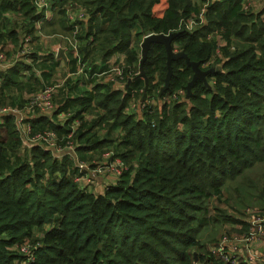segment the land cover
I'll return each mask as SVG.
<instances>
[{"label": "trees", "instance_id": "trees-1", "mask_svg": "<svg viewBox=\"0 0 264 264\" xmlns=\"http://www.w3.org/2000/svg\"><path fill=\"white\" fill-rule=\"evenodd\" d=\"M243 1H210L206 23L188 30L180 24L199 12L193 0H49L50 19L33 0H0V44L14 46L9 55L21 33L34 35L41 24L40 35L79 41L88 72L76 74L74 57L65 65L57 53L36 50L29 56L33 65L19 61L0 69V103L22 106L27 96L58 83V112L70 108L83 120L74 137L79 158L90 161L89 154L108 146L128 165L104 191L84 189L73 182L67 159L39 145L22 154L14 118L6 116L0 127V264H255L245 238L252 221L264 216V8L245 10ZM80 9L87 21H72L70 12ZM171 32H179L174 49L204 71L220 70L207 75L208 85L196 81L187 98L193 70L175 60L170 87L160 95L167 52L152 44L142 102L143 78L126 88L140 73L141 43ZM114 56L123 57L117 88L93 75L107 71ZM132 101L142 103V118L128 112ZM32 125L34 132L51 128L66 135L56 114ZM225 225L244 234L238 238L245 249L228 252ZM27 240L37 248L25 256L16 246Z\"/></svg>", "mask_w": 264, "mask_h": 264}, {"label": "built area", "instance_id": "built-area-1", "mask_svg": "<svg viewBox=\"0 0 264 264\" xmlns=\"http://www.w3.org/2000/svg\"><path fill=\"white\" fill-rule=\"evenodd\" d=\"M195 3L200 5L199 12L194 14L192 17L183 21L180 24V28L184 27L188 30H193L199 26H203L206 23V13L208 10V5L212 0H193ZM35 6L39 9H47L45 12L46 17L49 19L51 17L52 11L49 9V0H33ZM242 6L245 10L252 8V0H244ZM72 21L79 19L81 21H87L86 11L80 9L77 14L70 12L69 15ZM41 24L37 26L34 35L21 33L20 34V44L15 47V50L9 55L7 50L4 48L3 44H0V69L7 70L8 68L16 65L19 61H23L33 65L32 59L29 57L32 52H35L33 46L40 41L42 38L39 29ZM78 32V29L74 31V34ZM212 35L208 38L210 39ZM68 42V51L71 57L77 59L80 66L78 72L88 76V72H85V65L82 63V55L80 52V43L77 39H71L69 37L63 36ZM59 49L56 50L55 54L58 53ZM218 53L220 51L218 50ZM57 57V55H56ZM207 65V64H206ZM33 71L38 75L40 70L33 67ZM76 74H69V76L74 77ZM98 78L99 81L104 80L110 83L114 88L122 86L123 75L122 68H118L115 72L99 71L93 74ZM58 83L53 86H44L39 92L31 94L27 97L24 105L12 107L10 105H2L0 103V127L5 123L6 116H12L14 118L16 128L19 133V137L22 141L23 148L21 150L24 154L27 149L33 146H41L42 148L52 151L53 156L59 160H65L70 163L68 169L73 172V182L80 187L90 190L93 185L95 178L103 174H114L120 177L126 170H128L127 163L121 158L116 156L114 150L106 151L103 153L105 161H84L79 158L77 151V144L75 142V134L79 127L82 125V118L76 116L74 110L68 108L65 112H58L57 105L54 103V93L59 88ZM142 103L136 104L131 102L130 109H134L137 106L141 108ZM127 109L128 112H131ZM56 114L57 121L64 128L66 134L62 138L58 135V131L51 128L39 129L33 131L32 120L40 117H53ZM67 157V158H66ZM253 222V228L249 236L245 240L249 243L257 240L260 236L264 235V216L256 218ZM37 248V245H33L29 240L23 242L21 245L16 246V249L20 254L27 256L32 253ZM33 258V257H32ZM227 259V258H226ZM21 264H26L25 262Z\"/></svg>", "mask_w": 264, "mask_h": 264}, {"label": "rangeland", "instance_id": "rangeland-1", "mask_svg": "<svg viewBox=\"0 0 264 264\" xmlns=\"http://www.w3.org/2000/svg\"><path fill=\"white\" fill-rule=\"evenodd\" d=\"M252 2H253V6H252V9H254V11L255 12H260V11H262L263 10V4H264V0H252ZM262 19L264 20V17H262ZM42 35V38H41V40L40 41H38L34 46H33V48H34V50L36 51V50H38V51H41V52H44V53H55L56 51H55V48L57 47V46H59L60 45V43L57 41V40H55L54 38H49V36L48 35H46V34H41ZM43 39V40H42ZM4 48L7 50V52H8V50L9 49H11V48H14V46H11V45H6V46H4ZM173 48H174V43H173ZM176 51H179V50H177V49H175ZM14 51V50H13ZM12 51V52H13ZM12 52H10V54L12 53ZM59 53V52H58ZM57 53V54H58ZM114 60H115V64H120L121 62H119V60H122V57L121 58H117V59H115V57H114ZM63 73V71L61 72V74ZM60 81H62V77H61V79L59 80V82ZM58 90V89H57ZM57 90H56V92H57ZM40 90H38V91H35L34 93H36V92H39ZM56 92L54 93V95H56ZM33 93V94H34ZM136 112L137 111V108H134V109H132L131 110V112ZM139 112H142L141 110L139 111ZM88 115V114H87ZM95 114L94 113H91V114H89L88 115V117L91 119L93 116H94ZM143 116V115H142ZM96 132H98L99 134H98V136L99 137H104V135L105 134H102V129H100V128H97L96 129ZM119 135L120 134H118V133H115V134H112V138H113V141H115V142H118V140H119ZM0 136H3V134L0 132ZM106 151H113V148L112 147H108V146H106V147H104V148H102V149H100V150H98L97 152H93V153H91V154H89V155H91V160L90 161H92V160H95V161H100V162H103V161H105V158L103 157V153L104 152H106ZM103 175H107V174H103ZM100 176H102V175H100ZM100 176H98V177H100ZM119 178V177H118ZM102 186H103V184H100L99 182H97L95 185H92L91 186V188H90V190L89 191H94V190H97V188H102ZM99 190H97V192H98ZM236 228H240V227H236ZM224 229L225 230H227V231H229L230 232V234L227 236V241L229 242V244H230V247H227V249H228V252H230V253H232V254H234V252H240V250H243V249H245V247H243V245L245 244V242L244 241H242V240H240L238 237H241L242 235H244V234H240V233H238L237 231H235L230 225H225L224 226ZM222 233H223V231H222ZM222 233L219 235V245L218 246H221V240H223L222 239V237L224 236H221L222 235ZM225 235H227V234H225ZM258 240H255V241H253V242H255V243H253V242H251V244H252V247H251V250H252V255L253 256H255L254 255V253L256 252L259 256H255V258H256V261H255V264H261L263 261H264V256H262L263 254H264V245L262 244V245H260V246H257V244L259 243V241H262V240H264V235L263 236H260L259 238H257ZM261 239V240H260ZM243 253V255L247 258L248 257V254L246 253V251H242ZM237 255V254H236ZM240 256V255H239ZM242 257V256H241ZM237 260H239V258L237 259ZM235 264H238V261H236L235 262Z\"/></svg>", "mask_w": 264, "mask_h": 264}, {"label": "water", "instance_id": "water-1", "mask_svg": "<svg viewBox=\"0 0 264 264\" xmlns=\"http://www.w3.org/2000/svg\"><path fill=\"white\" fill-rule=\"evenodd\" d=\"M179 32H171L169 34H150L148 36H146L143 40V42L141 43V55L142 58L140 60V73L133 79L129 80L127 82L126 88L128 87V85L132 82L135 81L139 78H143L144 82H145V87H144V94L142 97V102L146 101L147 98V92H148V88H149V80L145 74L144 71V62L146 61L147 57H148V53L149 50L151 48L152 44H162L164 45L166 52H167V75L165 77V85L161 88L160 91V95L163 94L165 91H167L170 87V82H171V78L173 75V67H172V63L175 60L178 59H184L188 66H190L193 70V77L192 80L189 82L187 88H188V94H187V98L190 97L191 93H192V86L196 81H203L206 85H208L207 82V75H209L210 73H213L215 71H219L220 67L217 68H212L209 69L207 71H204L199 62L196 61H191L190 58L187 56V54H185L184 51H176L173 48V43L175 41V39L178 37ZM58 58L62 59L64 62H67V57L65 56L64 50H60L59 54H58Z\"/></svg>", "mask_w": 264, "mask_h": 264}, {"label": "crops", "instance_id": "crops-1", "mask_svg": "<svg viewBox=\"0 0 264 264\" xmlns=\"http://www.w3.org/2000/svg\"><path fill=\"white\" fill-rule=\"evenodd\" d=\"M51 16H52V14H51ZM262 17H264V15L262 16ZM51 18V17H50ZM49 18V19H50ZM49 38H54L55 40H57L59 43H60V45L59 46H57L56 48H55V51L57 50V49H59V51L62 49V50H64V53H65V56L67 57V62H64L62 59V61L64 62V64L66 65L67 63H68V55L71 57V55H70V52L68 51V42H67V40H65L64 38H62L61 36H49ZM62 39H64V41L62 40ZM41 40V39H40ZM43 40V39H42ZM58 51V52H59ZM41 54H43L44 52H40ZM115 57V59H117V58H121V56H114ZM114 57L110 60V62H109V67L107 68V71L108 72H115V70H117L118 68H120V66L122 65V62H123V57H122V60H119V62H121L120 64H115V60H114ZM60 59V58H59ZM99 82H102V83H108V82H106V81H104V80H101V81H99ZM108 84H110V83H108ZM112 86V85H111ZM113 87V86H112ZM114 88V87H113ZM115 88H117V87H115ZM28 97V96H27ZM141 109H140V107H137V111L135 112L136 114H137V117L138 118H142V115H143V113L142 112H139ZM119 180V178L117 177V176H115L114 174H107V175H102V176H100V177H97V178H95V181H94V183H93V185H95L97 182H99L100 184H103V186H102V188H97V190H99L98 192H102V191H104V189L107 187V186H109V185H113V184H116V182ZM97 190H94L95 192H97ZM258 240V239H257ZM261 240V239H260ZM256 242V241H255ZM255 242H253V243H255ZM252 243V244H253ZM264 245V240H262V241H259V243L257 244V246H260V245ZM252 251V250H251ZM254 255L255 256H259L256 252L254 253ZM262 256H264V254L262 255Z\"/></svg>", "mask_w": 264, "mask_h": 264}, {"label": "clouds", "instance_id": "clouds-1", "mask_svg": "<svg viewBox=\"0 0 264 264\" xmlns=\"http://www.w3.org/2000/svg\"><path fill=\"white\" fill-rule=\"evenodd\" d=\"M59 54V53H58ZM58 54H57V58H58Z\"/></svg>", "mask_w": 264, "mask_h": 264}]
</instances>
